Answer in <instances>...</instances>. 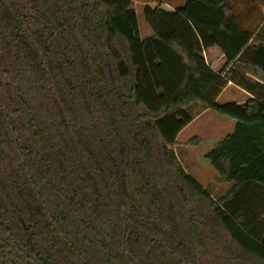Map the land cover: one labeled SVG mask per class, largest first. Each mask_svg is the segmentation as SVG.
Listing matches in <instances>:
<instances>
[{
    "label": "trees",
    "instance_id": "16d2710c",
    "mask_svg": "<svg viewBox=\"0 0 264 264\" xmlns=\"http://www.w3.org/2000/svg\"><path fill=\"white\" fill-rule=\"evenodd\" d=\"M238 6H146L143 40L133 0H0V264H264V180L214 194L174 150L213 111L242 126L213 161L262 155L264 14Z\"/></svg>",
    "mask_w": 264,
    "mask_h": 264
},
{
    "label": "rangeland",
    "instance_id": "374dc122",
    "mask_svg": "<svg viewBox=\"0 0 264 264\" xmlns=\"http://www.w3.org/2000/svg\"><path fill=\"white\" fill-rule=\"evenodd\" d=\"M234 1L239 2L237 13L240 16L242 25L247 29H256L258 22L262 18L259 17L264 14V7H261L256 0ZM167 2L177 7L183 4V0H136L134 2L142 39L151 34L153 35V31L144 17L145 7L151 6L153 8L159 3L164 5ZM214 49L220 51L217 47H214ZM244 98V95L239 90L232 87L218 101L220 104H242L241 101ZM236 126L242 127L233 120L209 111L200 120L189 125L180 133L177 144L174 147L179 162L185 170L214 194L224 195L227 193L233 187V184L228 181L234 179L239 173L241 177L261 178L264 176L259 174V170H256V159L248 165L249 168L246 169L244 167L242 170V164L251 160L250 158L253 156L248 146L251 145V148L255 146L253 141L247 142L244 140L245 138L241 139L239 136L236 139V142H239V147H237L235 142L233 148L228 149L220 158L213 161V151L226 146V143L231 139L233 132L237 128ZM245 131L248 132L247 130ZM252 139L254 140V138ZM259 152L264 154L262 149H259Z\"/></svg>",
    "mask_w": 264,
    "mask_h": 264
},
{
    "label": "crops",
    "instance_id": "0c3cea01",
    "mask_svg": "<svg viewBox=\"0 0 264 264\" xmlns=\"http://www.w3.org/2000/svg\"><path fill=\"white\" fill-rule=\"evenodd\" d=\"M134 2H136V0H134ZM136 7V5L134 6V8ZM151 7V6H150ZM162 7L165 9V10H168V11H172L174 10L175 8H177V6H174L172 3H165L164 5H162ZM154 8V7H153ZM152 34L150 36H147L146 38H149L151 37ZM142 38V37H141ZM145 38V39H146ZM144 40V39H143ZM218 48V47H217ZM204 56H205V59H206V62L208 63V65L215 71H220L226 64V60L224 58V55L222 54L221 50L218 51V50H215L214 47L208 49L207 51H205L204 53ZM236 88L237 90H239L243 95H244V99L241 101V103H246L250 98H251V95L248 94L247 92H245L243 89L239 88L238 86L234 85L233 83H229L228 86L223 90V92L221 93L220 97L218 98L221 99L225 93H227L228 89L229 88ZM219 102V101H218ZM239 104V103H237ZM209 111H205L203 112L198 118H196L191 124H193L194 122H197L198 120H200L202 118V116L206 115ZM189 124V125H191ZM188 125V126H189ZM187 126V127H188ZM186 127V128H187ZM185 128V129H186ZM184 131V130H183ZM182 131V132H183ZM181 132V133H182ZM249 164H242V170L243 168L245 167L246 169L249 168L248 166ZM256 170H259V174L260 175H264V154L260 155L258 158H256ZM241 174L239 173L234 179H232L231 181H228L229 183H236V181L242 179V178H245L247 176H243L241 177L240 176ZM247 175V174H246ZM257 180H264V176L261 177V178H258L256 177Z\"/></svg>",
    "mask_w": 264,
    "mask_h": 264
}]
</instances>
